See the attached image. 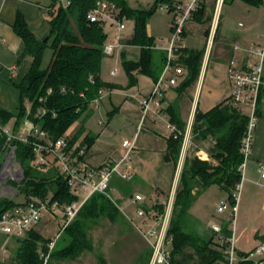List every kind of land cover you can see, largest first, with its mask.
I'll return each mask as SVG.
<instances>
[{
  "label": "trees",
  "instance_id": "1",
  "mask_svg": "<svg viewBox=\"0 0 264 264\" xmlns=\"http://www.w3.org/2000/svg\"><path fill=\"white\" fill-rule=\"evenodd\" d=\"M97 1L99 0H52L47 12L50 33L46 42L36 37L28 27L24 14L18 11L13 28L24 41L22 58L29 56L32 63L23 79L15 83L20 92L18 114L15 115L0 107V126H6L10 120L15 119L13 132L16 133L24 119H31L46 130L53 140L67 137L70 145L77 140L81 141L83 127L69 135L66 134L67 130L90 109L93 101L100 95L101 89L112 90L116 86L104 81L100 76L102 61L108 55L104 51L108 35L104 25L88 20V14ZM108 1L116 3L120 17H130L135 23L132 38L128 42L121 39L124 45H136L141 49L138 59H129L125 53L122 54V63L127 75L133 80L134 73L139 72L157 81L165 67L167 53L164 50L160 52V64H157L155 39L147 30V22L152 11L132 9L127 0ZM162 1H168L170 6L173 5L171 0ZM242 1L254 6L264 4V0ZM59 2H64L65 6L58 7ZM198 12L194 15L197 16ZM48 49L52 51L51 58L44 66V57ZM200 57L201 51L181 46L175 63L188 67L194 75ZM44 110L46 112L42 114ZM248 119V115L235 107L232 99L228 103L221 102L207 112L196 113L193 124L194 137L198 140L211 137L215 141L211 147L213 158L201 159L195 155L187 157L183 165L168 228V237L173 238L171 250L173 261L191 264L196 257L194 264H213L224 258L223 248L216 247L215 239L206 241L197 234L186 231L184 225L188 211L195 201L196 187L204 190L217 184L227 193V200L235 204L234 192L242 179L241 145ZM95 139L96 136L91 133L85 135L81 145L86 148V152ZM13 144L17 146L16 156L24 168L25 186L21 194L25 195V200L17 202L15 198L0 197V213L18 205H25L32 197H51L52 201H57L61 206L80 200L78 193L72 191L67 178L60 172L56 158L49 157L50 166L40 165L47 167V171L39 170L33 164L35 153L32 146L17 140H14ZM7 145V135L0 131V156L7 149ZM180 149L181 138L170 136L166 158L177 162ZM126 181L128 182L122 178L116 185L119 184L118 186L125 188L130 194ZM111 184L113 179L109 187ZM105 193L95 192L83 203L74 219L60 233L58 239H61L62 247L51 250L47 264H52L50 260L52 257L60 259L71 256L76 259L84 250L91 248L92 242H89L88 231L99 218L116 220L118 208ZM155 208L163 211L164 206L161 204ZM223 227L225 235L232 234L227 222ZM17 239L21 245L14 258L16 264H44L41 252L49 251V243L52 240L44 238L35 229H31L24 238ZM151 253L152 250L147 257V264ZM100 264H105V261Z\"/></svg>",
  "mask_w": 264,
  "mask_h": 264
},
{
  "label": "crops",
  "instance_id": "2",
  "mask_svg": "<svg viewBox=\"0 0 264 264\" xmlns=\"http://www.w3.org/2000/svg\"><path fill=\"white\" fill-rule=\"evenodd\" d=\"M206 1L197 16L193 15L185 22L183 36L180 40L182 47L201 51L197 69L192 75L188 67L181 65L184 70L181 75L177 76V82L170 85L164 91V94L160 96L164 118L149 117L142 121L141 101L152 91L156 81L150 76L139 72H135V78L131 80L126 73L119 79L114 78L106 81L116 86L112 90H106L99 101L100 105L94 106L95 108L93 107L87 117H92L97 112V125L92 128L83 123L77 128H84V136L88 133L96 136L94 143L86 154V161L94 168H100L107 163L120 160L124 154L123 140L136 136V146L132 160L133 177L129 180H132L131 182H126L130 188L132 198L133 185L150 189L151 192L155 193L156 197L149 202V205L143 204L147 208L153 205L154 209L158 210L155 207L161 204L165 208L169 198L175 197L180 182L183 168L180 171L178 161L174 162L166 158L168 139L170 138L168 125L173 123L179 128L186 129L189 126L193 128L198 111L207 112L221 102H230L233 92V84L229 79L230 61L236 60L234 68L238 71L249 70L257 62V59L251 55V50L264 44V4L254 6L242 0H233L228 3L226 12L223 11L220 14L218 23L215 26L213 24L215 4L214 7L207 9ZM44 2L45 0H0V107L15 115L18 114L20 109V92L15 83H19L28 72L32 58L29 56L22 58L24 41L14 31L13 24L18 11H21L30 30L38 39H44L50 33V24L47 17L49 7L44 5ZM225 4L226 2H224L223 7ZM206 9L209 10L207 12L209 15L213 11L212 16H209L207 20L204 19ZM112 27L115 28L114 25ZM254 30L257 31L255 35H253ZM156 45L159 44L156 43ZM236 45H239V48H236ZM123 46L125 45L122 43L116 47L114 54L118 48ZM160 52H163V50L156 48L155 60L157 64H160ZM118 71V68L112 70L111 75L118 76ZM172 73V70L169 71L168 76H171ZM104 99L108 101L109 110L106 106H104V109H100ZM27 107L29 110L30 106ZM12 120L15 123V119ZM26 120L31 119H24V122ZM23 123L20 125L19 130L22 128ZM121 131L124 133L122 141L119 137ZM196 140V148H191L195 150V154L199 152L204 155L203 159H212L211 147L215 141L211 137ZM261 161H264V83L257 108V127L251 156L246 164L244 188L249 183L263 184L264 181L258 172V165ZM122 171L123 168H120L112 178V192H117L118 195L121 193L116 184L118 180L122 179ZM215 186L218 185L213 184L204 190L196 187V192H194L195 201L188 213H192L193 205L196 202L201 203L206 197V193L215 189ZM222 191L224 190L222 189ZM136 193L146 195L139 191ZM124 200L126 201V199H123V202ZM222 202H225L223 196L220 198L218 206ZM126 204L130 207L128 201H126ZM131 205L134 206L135 211L139 206L133 200H131ZM200 211L199 208V213L196 215L199 223L197 229L193 232L206 241L213 238L217 244V236L212 229V225L221 224L224 226L226 222L225 215L222 218L219 217L221 222H218V219H215L214 212H210L211 215H209L205 211L203 213H200ZM215 212L219 213L218 207ZM47 213L48 220L52 218L53 223L59 224L60 231L61 220L58 223V217L54 220L55 215L49 211ZM49 226V222L46 224L41 220L33 229L44 238L53 240V237L56 238L59 233V231L57 233V227L56 231L54 230L49 235H45L41 231V229L47 230ZM263 238L254 242L253 247L264 241ZM7 240L11 242L13 237L5 234L4 241L7 242ZM241 246L238 248L239 251L250 250L244 248V245Z\"/></svg>",
  "mask_w": 264,
  "mask_h": 264
},
{
  "label": "built area",
  "instance_id": "3",
  "mask_svg": "<svg viewBox=\"0 0 264 264\" xmlns=\"http://www.w3.org/2000/svg\"><path fill=\"white\" fill-rule=\"evenodd\" d=\"M206 0H188L185 4H176L168 6L167 9L174 12L172 22V37L168 44H159L155 48L162 49L167 53V60L164 70L155 82L152 91L141 101L142 121L152 118H164L162 114V104L160 96L168 89L170 85L177 82V76L183 73V67L175 63L180 50V40L184 32V24L203 6ZM225 0H215L213 24L218 23L219 12ZM161 9L166 10L163 6ZM125 18L120 17V10L116 3L108 0H99L88 14L89 22L111 24L115 26L114 41L105 44L104 51L108 55L114 54L116 47L120 46L122 34L125 29ZM239 48V45H236ZM251 55L257 59V62L246 71H238L234 68L235 59L230 61L229 79L233 84L231 99L235 107L241 110V106L248 108V124L242 139L241 152L243 162L240 165L242 179L237 184L234 198L235 204L228 200L218 206V212H227L228 217L225 221L228 223V229L231 235H225L224 227L221 224H213L212 229L218 235L220 245L223 248L224 258L218 261V264H264V241L259 242L255 247L244 253H240L236 247V223L239 202V192L245 179L246 164L251 156L254 134L257 127V108L260 100V94L264 83L263 79V62H264V44L253 48ZM172 70V75L168 72ZM106 93L105 89L100 90V95L93 101L95 107ZM46 110L42 114H45ZM170 136L176 139L181 138V149L178 159V166L183 167L188 152L194 143L193 128L189 126L185 130L180 129L177 125L170 123L168 125ZM0 131L7 135L8 147L6 153L3 171L7 164L11 163L12 158L16 156V144L14 140L28 143L32 146L35 153L33 160L35 165L50 166L49 157H54L59 163V170L67 178L73 192H84L86 195L82 200H76L71 204L61 206L57 201H52L51 197L39 198L32 197L25 205H18L9 210L0 213V231L10 237H24L33 229L41 220L43 213L49 211L61 215L62 222L60 231L74 219L83 203L95 192L105 193L114 176L123 168L121 178L130 180L133 177V152L136 144V136L123 140L122 145L124 154L122 158L113 163H107L100 168H94L86 161V148L77 140L70 145L69 138L60 137L56 140L50 138L48 132L42 129L32 120H26L22 128L14 133L7 126H0ZM3 153V154H4ZM196 156L203 159L204 155L196 152ZM83 157V158H82ZM258 172L264 181V161L258 165ZM16 174V173H15ZM264 184V182H263ZM133 202L139 204L136 208L135 215L139 222H134L135 227L142 237L149 243L152 253L149 264H181L172 260V237H168V228L174 207L175 197L169 198L163 211H158L151 207L144 206L145 198L142 194L136 193L132 198ZM133 221V220H132ZM55 241L49 243V251L41 252V257L45 262L48 261L51 250Z\"/></svg>",
  "mask_w": 264,
  "mask_h": 264
},
{
  "label": "rangeland",
  "instance_id": "4",
  "mask_svg": "<svg viewBox=\"0 0 264 264\" xmlns=\"http://www.w3.org/2000/svg\"><path fill=\"white\" fill-rule=\"evenodd\" d=\"M187 1L188 0H171V3L173 5L180 3L185 4ZM229 2L231 1H226L224 7L222 5L223 8L221 7L220 9L219 18L220 14H222L223 11L226 12ZM44 3V5L49 7L52 4V0H45ZM127 3L132 9L151 10L152 13L147 22V30L149 34L154 37L156 43L163 44L165 42L164 44H168V41L173 34L172 22L175 17L174 12L167 9L170 2L162 0H127ZM206 4L207 9L210 7L212 8V6L214 7L215 0H207ZM61 5L65 6V3L59 2L57 4L58 7ZM161 6L166 8V10L161 9ZM207 9L205 10L206 14L204 18L206 20L209 18V16H212L213 12L211 11V14L209 15V13H207L209 10L207 11ZM124 23L125 29L123 31L122 38L124 42H128V40L132 38L135 23L134 20L130 17L125 18ZM104 29L108 35L107 44L112 43L114 41L116 31L115 28H113L109 23L105 24ZM256 33L257 31L254 30L253 35H255ZM140 50L141 49L139 46L126 44L125 46L118 48L114 55H106L101 65V78L104 81H110V79H119L120 77L124 76L126 74V71L122 63V54L125 53L126 57L129 59H138L140 56ZM51 53L52 51L50 49L46 51L43 63L44 66L48 64ZM116 68H118L119 70L118 76L114 77L113 75H111V72ZM104 106H106L109 110L110 106L108 104V101H105V99L101 103L100 109H104ZM93 107L94 104H92L90 109L80 116V118L67 130V135L73 134L74 131L83 123L87 127L89 126L92 128L97 125V112L94 113V116L87 118L93 110ZM241 110L246 115H249L250 113V110L243 105L241 106ZM105 116L107 117V114H105ZM13 126L14 120H10L7 124V127L12 132ZM84 137L85 136L82 134L81 141H83ZM119 137L122 141V139L124 138L123 131L119 133ZM193 140L194 143L192 148H196L195 137L193 138ZM5 155L6 153L0 156V197L8 199L15 198V201L23 202L25 200V195L21 194V191H23L25 186L23 183L24 168L17 158H12L11 163L6 165L7 167L5 168V172L2 173L5 160H10L5 159ZM195 155L196 154L194 149L189 150L188 157H193ZM34 167L39 170L47 171V167L35 164ZM182 168L179 167V170L181 171ZM131 181L128 180V182ZM245 181L246 180L244 179L243 186L239 192V207L237 211V223L235 228L237 249L241 245V247H243L244 245V248L252 249V247L255 245L254 242L264 237V185L255 182L252 184L249 183L244 188ZM118 185L117 187L120 190V195H118L117 192H112L111 187H109L105 193L116 204L118 208V214H116L115 216L116 220L113 221L106 217L99 218L96 224L88 231L89 242H92V245L90 246L91 248H87L86 250H84L76 259L71 258V256H66V258L60 259L52 257V259L50 258L52 264H100L103 260L105 261V264H147V257L151 252V247L135 227L134 222H139V218L135 215L134 206L131 205L132 195L128 194L125 188H121ZM214 188L215 189L209 191V193H206L207 195H205L206 197L201 201V203L196 202L193 205L191 209L192 213L187 214L184 225L186 231L192 233L197 229V224L199 222L196 215L197 213H199V208L201 209L200 213H203V211H205L209 213V215H211V213L214 212L216 217L215 219H218V222H221V218L223 215H225L224 218L228 217L227 212H224L223 214L215 212L218 207V203H220V198L223 196L224 201H226L227 196L226 193L222 191V189H220L218 186H215ZM132 191L133 195L137 191L145 193L146 195L144 196H146V205H149V202L156 197L155 193L151 192L150 189H145L138 185H133ZM78 195L80 196V200H82L86 194L81 191L78 192ZM123 199H126V201L129 202L130 207L126 204L125 200L123 202ZM47 214V212L43 213L42 220L46 224L47 222H49L50 226L47 230L41 229V231L43 232V234L49 235L52 234L57 227L56 230L58 233L59 224L56 225L55 223H53V219L51 217V219L48 220ZM52 214L55 215L54 220L58 217L59 220L57 222L59 223L60 220L62 222L61 215L56 213ZM59 236H55L56 238L53 237L52 241L56 242L53 248L54 250L62 247L60 243L61 239H58ZM216 236V241L218 242L216 247L221 249L222 247L219 244V237L217 234ZM4 237L5 234L0 231V264H16L14 258L16 256L18 248L21 245L20 240H18L17 237H13V240H11V242H8V240L6 242L4 241ZM22 238L24 237H21V239ZM190 251L193 252V250ZM196 260L197 259L195 257L194 260L191 261V264L196 263L194 262ZM218 261L213 264H218ZM47 262L44 261V264H47Z\"/></svg>",
  "mask_w": 264,
  "mask_h": 264
},
{
  "label": "water",
  "instance_id": "5",
  "mask_svg": "<svg viewBox=\"0 0 264 264\" xmlns=\"http://www.w3.org/2000/svg\"><path fill=\"white\" fill-rule=\"evenodd\" d=\"M49 38V35L43 40V42H46Z\"/></svg>",
  "mask_w": 264,
  "mask_h": 264
}]
</instances>
